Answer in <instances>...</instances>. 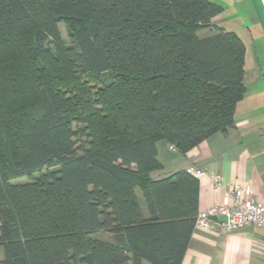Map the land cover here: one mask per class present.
I'll use <instances>...</instances> for the list:
<instances>
[{
    "label": "trees",
    "instance_id": "1",
    "mask_svg": "<svg viewBox=\"0 0 264 264\" xmlns=\"http://www.w3.org/2000/svg\"><path fill=\"white\" fill-rule=\"evenodd\" d=\"M220 11L0 0V264H181L198 179L150 173L157 141L185 154L234 123L245 44L212 24Z\"/></svg>",
    "mask_w": 264,
    "mask_h": 264
},
{
    "label": "crops",
    "instance_id": "2",
    "mask_svg": "<svg viewBox=\"0 0 264 264\" xmlns=\"http://www.w3.org/2000/svg\"><path fill=\"white\" fill-rule=\"evenodd\" d=\"M209 1L221 7L212 24L235 32L245 44L246 91L234 107V123L227 131L211 134L185 154L165 140L157 141L162 169L150 173L160 179L180 169L206 170L198 179L197 213L222 202L235 186H250L253 199L264 205V0ZM210 173L220 175V187L212 188ZM136 193L146 216L145 200L140 190ZM102 236L112 240L109 233ZM181 264H264V227L248 225L221 232L194 224Z\"/></svg>",
    "mask_w": 264,
    "mask_h": 264
},
{
    "label": "built area",
    "instance_id": "3",
    "mask_svg": "<svg viewBox=\"0 0 264 264\" xmlns=\"http://www.w3.org/2000/svg\"><path fill=\"white\" fill-rule=\"evenodd\" d=\"M170 148H174L170 145ZM191 173L202 178L204 169H192ZM213 189L220 187L218 173L208 174ZM195 225L203 229H217L221 232L241 229L248 225L264 227V205L254 200L250 186H235L223 198L222 202L213 203L197 213Z\"/></svg>",
    "mask_w": 264,
    "mask_h": 264
},
{
    "label": "rangeland",
    "instance_id": "4",
    "mask_svg": "<svg viewBox=\"0 0 264 264\" xmlns=\"http://www.w3.org/2000/svg\"><path fill=\"white\" fill-rule=\"evenodd\" d=\"M59 29H60L62 38L65 41H67V34H66V27H65V25L63 23H60L59 24ZM207 33H210V30L209 29H202V30H200L198 32V35L200 37H203ZM23 180H25V177L24 176H22L20 178H17V179H15L13 181L15 182V181H23ZM102 234H103V232H97V233L92 234V236L95 237V238H98V239H103ZM2 255H3V252H2V248L0 247V259H1Z\"/></svg>",
    "mask_w": 264,
    "mask_h": 264
}]
</instances>
